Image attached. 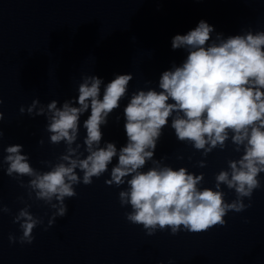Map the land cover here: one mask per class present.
<instances>
[{
	"label": "clouds",
	"instance_id": "9594fccd",
	"mask_svg": "<svg viewBox=\"0 0 264 264\" xmlns=\"http://www.w3.org/2000/svg\"><path fill=\"white\" fill-rule=\"evenodd\" d=\"M213 32L214 27L201 20L186 34L172 38V49H184L186 59L163 71L158 87L131 93L123 109L127 142L119 149L113 142L101 146L102 126L128 97L132 74L116 75L107 84L98 76L85 75L78 96L60 106L55 99L46 106L39 99L32 101L27 113L45 116L50 143L63 142L65 151L56 163L43 162L49 170L38 171L29 163L28 155L22 154L23 145H9L0 159V169L6 164V174L28 189L29 199L34 193L36 200L54 209L48 227L56 217L67 214L65 199L77 195L74 186L92 184L94 177L109 170L114 158L118 162L111 167V178L105 183L117 187L127 184L119 192L121 206L131 207L126 219L142 225L149 236L166 230L173 235L182 230L206 232L224 226L228 212L251 207L243 200H251L253 192L261 187L259 176L264 173V31L254 33L249 29L226 38L221 33L213 38ZM89 110L83 121L86 136L81 145L77 143L81 116ZM19 111L23 114L25 108L21 106ZM3 118L0 111V122ZM169 122L176 138L204 157L214 149H225L229 140L235 152H242L238 159L228 160L227 170L216 174L215 189L201 187L203 173L197 175L186 167L174 169L163 163L164 158L155 159L158 141ZM2 138L0 129V142ZM39 143L43 145L44 140ZM149 161L151 167L144 170ZM198 166L203 168L206 162L201 160ZM25 176L30 178L26 185L21 179ZM221 185L235 191L233 201L226 202ZM30 207L26 204L13 219L22 231L21 244H31L34 229L43 224ZM7 212L10 209L0 202V213ZM9 241L15 242L16 237L10 234Z\"/></svg>",
	"mask_w": 264,
	"mask_h": 264
}]
</instances>
